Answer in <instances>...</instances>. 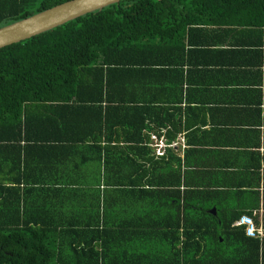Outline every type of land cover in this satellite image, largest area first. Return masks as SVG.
Here are the masks:
<instances>
[{
	"label": "trees",
	"instance_id": "1",
	"mask_svg": "<svg viewBox=\"0 0 264 264\" xmlns=\"http://www.w3.org/2000/svg\"><path fill=\"white\" fill-rule=\"evenodd\" d=\"M66 1L0 0V28ZM181 54L214 94L261 88L264 0H122L0 49V264H264L240 212L149 176L150 134L181 129L160 124L191 87Z\"/></svg>",
	"mask_w": 264,
	"mask_h": 264
},
{
	"label": "crops",
	"instance_id": "2",
	"mask_svg": "<svg viewBox=\"0 0 264 264\" xmlns=\"http://www.w3.org/2000/svg\"><path fill=\"white\" fill-rule=\"evenodd\" d=\"M181 57L185 73L195 70L190 77L191 87L185 83L181 90L179 110L169 108L164 120L160 119V124L164 121L167 127L171 125L169 121L178 122L181 129L174 133L172 141L166 134L167 127L161 136L150 134L147 145L149 176L165 183L180 180L179 186L164 188L177 189L182 194L192 189L200 190V206H213L208 210L213 216L218 215L217 208L229 217L240 212L241 216H252L256 225L264 230V86L258 88L259 77L247 92H242L248 87L246 85L239 89L237 86L224 87L226 85L221 82L219 92L214 94L218 87L211 83L210 73H201L200 65H189L188 57L183 54ZM239 68V74L249 70ZM224 69L221 79H230V69L239 71L231 66ZM262 82L264 84V79ZM202 86H209L212 95L207 91L204 94ZM139 92L143 93L138 88H131L126 94L118 91L127 100L140 96ZM217 99L221 103L216 104ZM105 143L102 140L101 144ZM136 146L135 155L146 150L142 149L144 145ZM166 161L170 162L171 170L165 165ZM190 183L193 188L189 187ZM93 185L90 190H105L104 184ZM235 223L233 226L238 227Z\"/></svg>",
	"mask_w": 264,
	"mask_h": 264
},
{
	"label": "water",
	"instance_id": "3",
	"mask_svg": "<svg viewBox=\"0 0 264 264\" xmlns=\"http://www.w3.org/2000/svg\"><path fill=\"white\" fill-rule=\"evenodd\" d=\"M122 0H69L0 28V49L62 26Z\"/></svg>",
	"mask_w": 264,
	"mask_h": 264
},
{
	"label": "built area",
	"instance_id": "4",
	"mask_svg": "<svg viewBox=\"0 0 264 264\" xmlns=\"http://www.w3.org/2000/svg\"><path fill=\"white\" fill-rule=\"evenodd\" d=\"M235 226L244 228L245 233L249 237L262 239L264 237L263 228H259L252 216L243 215L240 219L235 223Z\"/></svg>",
	"mask_w": 264,
	"mask_h": 264
}]
</instances>
